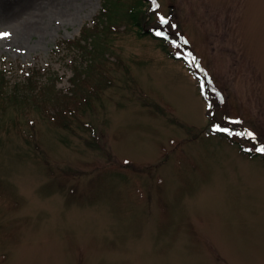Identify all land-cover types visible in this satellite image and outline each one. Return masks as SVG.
<instances>
[{"label": "rangeland", "instance_id": "rangeland-1", "mask_svg": "<svg viewBox=\"0 0 264 264\" xmlns=\"http://www.w3.org/2000/svg\"><path fill=\"white\" fill-rule=\"evenodd\" d=\"M144 1L0 0V264H264V0Z\"/></svg>", "mask_w": 264, "mask_h": 264}, {"label": "trees", "instance_id": "trees-1", "mask_svg": "<svg viewBox=\"0 0 264 264\" xmlns=\"http://www.w3.org/2000/svg\"><path fill=\"white\" fill-rule=\"evenodd\" d=\"M133 4H134L133 5V8H131V12H130L131 17H132V20L131 21H132L133 25L136 28H138L139 31H140L143 28L142 25H143V22H144V20L146 18V8H147V5L146 4H147V2H145L144 0H135V2H133ZM103 11H105V9H103ZM104 13H105V17L107 19L106 20V23L109 21V24H107L108 25L107 28L110 29L114 25V23H113V14H112L111 10H108V8H106V12H104ZM96 27L97 26H95V28H93V27L92 28L95 30ZM88 31H89L88 34L90 35V34H92L90 31H93V30L91 28L88 29L86 32H84V36L87 34ZM88 38L89 37L84 38L85 43H84V45H82L83 47L86 46V42L88 41ZM99 46H101V44H99ZM95 48H97V46H95ZM174 58H176V57L174 56ZM89 67L90 66L84 67L80 71H79L78 67H75V69H74V71H75L74 72V77H78L79 72L81 73V72L84 71L86 73V75H84V77H82V76L81 77L82 78H85V81H88V79L90 77V72L89 71H91V69H92V68L89 69ZM30 72L27 73V76H28V79H29V83H32V79H30L32 76L30 77L29 74L33 75V73L32 72L30 73ZM78 80H79V77H78ZM5 82H6V79H5L4 75H1V77H0V95L2 96V98H5L7 96L12 97L10 94H7V91L6 90H3V86H4V83ZM16 85H18V84H16ZM16 85H15L14 89H16ZM76 85H77V83H74V87ZM34 87H32V88H34ZM4 88L7 89V84L6 83H5Z\"/></svg>", "mask_w": 264, "mask_h": 264}, {"label": "snow or ice", "instance_id": "snow-or-ice-1", "mask_svg": "<svg viewBox=\"0 0 264 264\" xmlns=\"http://www.w3.org/2000/svg\"><path fill=\"white\" fill-rule=\"evenodd\" d=\"M153 3H155V0H153ZM160 23H161V25H165V24L168 23V21H167L164 17H160ZM156 35H157V36H161L162 33L159 32V31H157V32H156ZM165 38H166V37H165ZM177 46H178V45H177ZM214 130H215V131H224V132H226V133L229 131V130H227V129H221V128H219V127L215 128ZM251 135H252V134L249 133V136H251ZM257 151H259L260 153L264 154V148L257 149Z\"/></svg>", "mask_w": 264, "mask_h": 264}]
</instances>
